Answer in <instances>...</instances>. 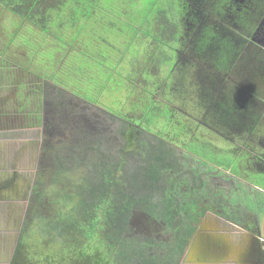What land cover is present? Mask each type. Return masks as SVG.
Returning a JSON list of instances; mask_svg holds the SVG:
<instances>
[{"label": "rangeland", "instance_id": "374dc122", "mask_svg": "<svg viewBox=\"0 0 264 264\" xmlns=\"http://www.w3.org/2000/svg\"><path fill=\"white\" fill-rule=\"evenodd\" d=\"M228 1L221 0L220 11H215L221 23L220 38L228 40L236 37L233 46L243 54L246 51L243 42L244 31L249 24V29L253 30V41L257 46H264V4L260 0H236L237 3L230 0L229 10ZM240 3L245 6L243 11L235 9L237 4L241 6ZM178 4L179 0H99L98 6L90 11L89 17L84 18L76 28L64 27L62 35L64 40L56 38L54 36L56 33H44L41 29L31 28L25 23L20 25L18 23L20 18L0 5V63L3 60L4 63L1 64L6 65H0V113L10 114L7 116L10 117L7 121L4 120L5 115L0 116V135H12L8 138L12 142L10 148L12 158L26 161L31 166L29 173L20 176L23 180L22 190L27 188L29 191L31 185L35 184L34 194L31 197V201H34L33 207L29 213L31 218L37 219L35 214L39 211L48 216L58 217L60 219L58 223L64 224L66 216H69L72 209L73 200H79L72 178L67 174L77 182H89V186L94 187L98 185L99 173L104 166L123 164L124 161L126 163L121 168H129L133 165L134 156L139 157L138 149L141 146L138 141L145 140L156 145L164 143L165 147L169 145L181 151V153L177 152L180 159L184 160L180 166L181 170L187 171L186 167L195 166L198 179L204 178L213 182V188L218 187L220 181H227L221 179V174L229 171L226 169L229 167L223 164L230 163L232 158L230 150L242 154L243 158L250 155L249 166L253 172L248 173L245 169L244 173L248 176L243 178L241 169L238 166L232 167V174H236V177L241 176L239 179H234L236 187L230 188L229 191L219 189L217 196L223 197L224 208L229 210L228 214L241 216L243 223L250 224L253 228L257 226L264 236V171L257 169L258 166H264L261 163H253L259 153L264 160L262 148L264 104L261 102L259 106L262 112L261 123L252 132L247 129L242 136L225 138L216 133V130L209 128L206 124L210 119L209 115H203L202 108L196 103L198 97L196 94L199 93L198 84L201 83L202 78L197 76L198 68L194 60L191 58L187 59V62H176V59L172 58V61L166 58L173 53L172 49L167 47L173 45V48L190 50L199 39L195 31L196 26H191L193 22H190L185 38L179 40L180 34L186 27L185 24L180 23L179 9H171ZM258 4L262 5V13L257 11V9L262 10ZM163 15L167 17L169 23L166 30L168 35H171V24H174L176 29V40H171L170 46L164 44L166 33L162 34L164 32L162 26L166 21H161ZM145 16L151 19L153 24L146 22L141 25ZM103 18L106 21L104 23L110 18L111 21L116 20L120 23L118 27L123 35L116 33L115 30L111 34L103 33L104 36H109L110 43L114 41L120 48L119 52L111 49L101 40L103 35L99 31H104V27L98 26L97 19ZM124 19L128 21L124 22ZM87 22L90 24L89 29L85 26ZM82 25L85 29L83 33V29H80ZM142 28H149L152 34L144 35L145 31ZM81 33L85 36L86 43L80 40L83 37ZM12 36L15 38L10 40ZM157 37L163 39V43L155 41L154 38L157 40ZM133 40L134 44H132ZM137 40L139 42H136ZM53 42L60 51L65 50L60 47L63 46L62 43L71 42L68 49L71 50L74 44L77 50L82 46L84 53L77 57L70 56L69 60L75 62L70 67L53 69L45 67L44 59L50 56L44 51H56L55 45H51ZM136 43H139L138 46ZM258 47L254 46L251 52H246L248 58L256 55L260 57ZM255 51L258 54H255ZM95 54L102 57L103 61H100ZM123 55L127 61L119 63ZM137 55L142 57L134 59ZM61 56L62 54L59 59H62ZM31 58L35 60L34 63L30 61ZM115 59L122 67L121 71H118V66L114 65ZM166 59L168 61H164ZM219 60L221 66L213 65L212 69L223 77V84L226 87L223 90L227 92L228 87L233 86V83L236 85L240 83L242 88L252 89L250 80L245 79V72L242 71L245 68L244 61L242 64L239 62L236 70L232 69L229 76V60H226V57H221ZM173 64L175 66L171 76L168 77L169 74L167 75L166 72ZM212 69L203 68L202 71L212 72ZM254 70V74H258L255 67ZM258 75L264 80V72ZM260 86L257 85L254 91H264V85L262 88ZM145 87L151 92V97L156 103L162 105L167 101L170 109H175L174 119H171L170 123H165L166 119L160 116V119L151 120V130L143 125L142 110L146 107L143 105L149 102L147 93L150 95L149 91L146 90V93L143 89ZM242 88L238 87L236 91ZM39 111L41 116L39 115L37 121ZM201 116H203V125L199 122ZM41 118L42 122L39 123ZM177 122H182L183 125ZM192 136L197 138L195 149L199 150V154L193 155L187 152L193 156L190 154L184 156L186 154L182 152L185 143ZM248 138L259 139L256 140V144L251 141L254 144L253 150L242 142ZM145 153L146 151L142 152L140 156ZM206 153L213 159H207ZM221 159L223 162L220 164L218 161ZM242 161L246 160L242 159ZM135 164L138 165L139 162ZM242 167L246 166L242 165ZM174 175L183 179L182 185L188 187L191 181H186L181 173H179L181 177ZM192 175L191 173L188 177ZM77 177L81 178L77 179ZM252 178H255L254 182L251 181ZM257 190L261 192L259 195L256 193ZM187 198L190 202L193 201L194 205H191L200 207L198 202L192 200L193 193H188ZM35 201L38 203L35 204ZM105 207L106 204H102V209ZM138 214H134V211L131 214L127 212L128 221L132 227L135 226L134 229L144 232L147 221ZM211 218L207 219L209 226L212 225ZM101 224L102 229L93 240L86 236V230L84 232L81 229L74 231L70 229L69 241L56 243L54 246L49 244L52 240L46 242L43 237L39 238L40 235L36 232L34 234L30 231L31 237L28 235L23 248L26 264H55V261L57 264H68V262L72 264L78 259V251L88 247L89 242L91 247L98 245L103 254L111 250L116 255L118 253L116 250L118 251L121 245L105 247V243L109 242L107 237L114 235L115 231L111 230L104 220ZM51 233L53 234V231ZM47 256L51 261L45 262ZM111 259L114 264L123 261L116 257ZM181 264H184V258Z\"/></svg>", "mask_w": 264, "mask_h": 264}, {"label": "trees", "instance_id": "16d2710c", "mask_svg": "<svg viewBox=\"0 0 264 264\" xmlns=\"http://www.w3.org/2000/svg\"><path fill=\"white\" fill-rule=\"evenodd\" d=\"M180 1L182 9L184 8L183 11L186 9L184 15L189 22H198V18L199 21H202L211 11L210 8L199 5L200 3H203L201 0ZM98 4L99 0H0L1 6L7 8L12 15L20 18L21 23L18 22L20 25L22 23L24 25L25 23L30 25L31 28L36 27L41 29L44 33H56L54 36L56 38L58 37V39L62 38L63 40L64 37L62 35L64 27L68 26L69 28H76L78 24L82 23L84 18L87 19L89 17L92 8L96 5L98 6ZM97 9H99V7H97ZM183 11L181 10L182 15ZM110 19L107 23H104L106 22L104 18L97 19L99 23L98 26L104 27V31L99 32L103 35V33L111 34V32L115 30L116 33L118 32L123 35L122 30L118 27L120 23L114 20L115 18H113L114 21H111ZM148 20L149 18L145 16L140 24L143 25V23ZM123 21L127 22L128 20L124 19ZM88 23L89 22L85 23L86 29H89L90 27V24ZM164 28L165 26L163 25L162 29ZM80 29H83L82 33L85 32L83 25ZM144 31V35H146L148 30L144 29ZM82 33L80 35H83ZM135 35L136 32L133 35V39ZM14 38L15 37L12 36L10 40H13ZM212 38L213 37L211 36V39ZM80 40L86 43L84 35ZM101 40L110 44V47H114V50L119 52L120 48L117 47L114 41H112V43L109 42V36L103 35ZM158 41L163 43V39H159ZM68 43L71 44V42ZM62 45V47H65V43H62ZM80 49L84 51L83 47H80ZM75 53L80 54L77 52ZM221 53L227 60H229L227 54H236L237 56L243 55L242 51L236 48L235 52H225L222 50ZM255 54H258V52L255 51ZM96 56L99 57L98 54ZM99 59L100 61H103L102 57H99ZM0 65L5 66L1 63ZM216 80L223 82V77L216 78ZM237 84L238 85L233 83L232 85L236 88H240V83ZM225 88L226 87H224L223 84L220 87V90ZM199 93L200 94H196V97L197 95L199 97L196 98V103L202 108L203 115H209L210 119L206 121L207 125L212 129H215L225 138L237 135L242 136L247 129L249 132H252L261 123L262 112L259 107L261 105V100L254 95V92L253 97L246 99L242 97L243 94H241L240 97L239 91L237 92V95L234 96L233 94H220L213 90L204 91L203 88L200 87ZM217 97H221L222 101H220L221 103L219 104L217 103L218 106L217 104H212L215 101H218ZM229 102L231 103L226 104ZM40 104L42 109V103ZM145 105L146 107L142 110V118H144L147 129L151 130V120L153 121L154 118L160 119V116L166 119L165 123H170L172 121L173 110L175 109H170V104L167 103V101L160 105L151 97L150 101L143 106ZM39 115L41 116V111L37 114V121ZM199 120H202L201 122H203V116H201ZM40 122L41 120L39 123ZM129 128L133 127L129 126ZM133 129L135 130V128ZM248 139H245L244 141L247 143ZM256 140L259 139L255 138L252 141L256 144ZM138 142L141 146L140 149H138L139 157L134 156L133 165L129 168H121V166L126 163L124 161L123 164L117 163L113 164V166H104L99 173L98 185L94 187H90L89 182H77V180L67 174L69 178H72V183H74V186L76 187L79 200H73L69 216H66L65 218V220L69 222L65 226L63 225L60 227L61 231L58 230V225L57 227H53L55 229L52 230L53 232L56 231L57 234H52L51 232L48 234L49 231L44 230L46 235L44 234L45 238L43 237V239H45L46 242L52 240L49 244H53V246L56 243H62V240H60L64 238L62 236H65L68 233V230H72V228H74L73 231L76 230L75 227H78V221L85 217L88 221L84 229L86 230V236H88L89 239H95V236L102 229L101 221L104 220L106 224L110 226L111 230L119 231L115 232L114 235L107 237L109 242L105 243V247L111 248L116 244L121 245L120 249L118 251L116 250V252H118L116 255L111 250H107V252L103 254V251H101L102 249H100L98 245H93L91 247V243L89 242L88 247L78 251V259L72 264H111L109 259L112 257L124 258L125 264L179 263V257L184 252L186 244H176L179 236H171V234L168 233V230H170L169 226L167 229H165L164 226L161 231L159 230L157 232L158 236L153 240L148 239L145 241L142 236L128 235V233H130L128 228L130 223L128 221L129 218L127 212L131 214L133 210L142 208L150 213V215L159 217V220H168L167 215L169 212L174 213L175 209L181 207L186 209L190 206V201L187 198L188 193L185 195L186 191H179L181 187L179 185L180 180L172 177V175H166L167 171L172 167L177 166L175 162L178 158L176 157L175 148H171L169 145L168 147H165L164 143H158L156 145V143L145 140H139ZM195 147L196 145L189 146V148H192L195 153L197 152L196 154H199V150L195 149ZM145 151L146 153L143 154V156H140L141 153H144ZM188 155L189 154H186V156ZM207 156V159H213L211 155ZM232 159L233 158L230 159V163L223 165L228 167L232 166ZM137 162H139L138 165L135 164ZM222 162L223 159L218 161L220 164ZM200 163L202 164V162ZM234 166L236 167V164H234L233 167ZM186 168L188 169L187 171L177 169L174 170L173 173L177 174L181 172L183 176H187L186 181L190 182V177H188L189 169L195 170V166ZM120 171L122 173H120ZM80 178L81 177H77V179ZM87 181L89 180L87 179ZM155 197L157 198L156 202L154 201ZM104 203L107 207L102 209V204ZM174 207L175 209H173ZM79 217L81 218L78 220ZM188 232L191 233V227ZM101 245L102 244H100V246ZM90 247L92 248L91 251H89ZM178 249L180 250L176 254V250ZM45 259V262L51 261L49 256L45 257ZM69 263L70 262H68V264ZM11 264H26L25 255L21 252L20 247H18ZM55 264H57V261H55Z\"/></svg>", "mask_w": 264, "mask_h": 264}, {"label": "flooded vegetation", "instance_id": "af4514ba", "mask_svg": "<svg viewBox=\"0 0 264 264\" xmlns=\"http://www.w3.org/2000/svg\"><path fill=\"white\" fill-rule=\"evenodd\" d=\"M203 1V3H200L199 5L201 6H206L207 8H210L211 11L209 12V14L203 18L202 21H199L198 18V22H193L191 24V26H196V34L199 36V39L197 41V43H195L191 49H187L184 50L181 48H173L174 46L171 45V40H176V29L174 28V24H171V35H168L167 30V17H165L163 15V18L161 19V21H166L164 23L165 28L162 30L164 31L162 34L166 33V38L165 39V45L168 44L170 47H167V49H172L171 51H173L172 55L170 56H166V58H170L172 60L176 59V62H187V59H193L195 65L197 66L198 70H197V76L201 77V83L198 84V88L200 91V87L203 88V90H213V91H217L220 94H233L234 96L237 95L236 91V87H232L230 86V88L228 87V91L226 92L225 90H220V87L223 85V82L220 80H216V78H221L222 76L217 73L215 70L212 69L213 65H220V58L224 57V55H222V50H224L225 52H235V46H233L234 40H236V37L234 39H228V40H223L220 38V27H221V23L219 22V17L216 16L215 11H220V2L221 0H201ZM233 2H236V0H231ZM260 2H262L264 4V0H260ZM237 3V2H236ZM228 9H231V2L230 0L228 1ZM240 5H236L235 9L241 10L243 11L245 9V6L242 5V3H240ZM260 4V3H259ZM258 4V5H259ZM262 8V5H259ZM176 8L177 10L179 9L180 13H181V17H180V23L181 24H185L184 26L186 27L185 31L182 32L180 34V38L179 40H183L187 34V29L190 28V26H188V24H190L189 20L187 19V17L184 15L185 14V10L183 11L182 9V4L181 1L179 0V4L177 6H172L171 9ZM250 8V7H248ZM171 9H169V13H171ZM234 9V8H233ZM251 9V8H250ZM183 11V15L182 12ZM257 11H260L262 13V10L257 9ZM264 12V11H263ZM170 18V17H169ZM146 22L150 25L153 24V21L151 19H149L148 21H145L143 23L146 24ZM149 25V28H150ZM251 25H252V21H251ZM148 29V33L147 35H151V31ZM143 30L145 28H142ZM140 30V29H138ZM245 36L243 38V42L245 45V53H243L244 55H238L239 57L237 58L236 54H227L228 56H231L229 59L230 65H229V76H231L232 73V69L236 70V66L238 65L239 62H241L240 64H242V62L244 61L245 64V68L242 69V71L245 72V79L246 80H250V84L252 86V89L249 87L246 88H242L239 91V95L241 97V94H243V98H250L253 97V92L255 96H259L260 100L262 98V91H254V88L258 85H261L260 87L262 88V86L264 85V80L261 79V77H259V73L260 72H264V46H260L253 41V30L252 28L249 29V24L245 27ZM211 36L213 37L211 39ZM216 36V37H215ZM218 36V37H217ZM210 37V38H209ZM160 38L157 37V40L154 38L155 41H158ZM164 41V40H163ZM136 42H139V40H137ZM228 42V43H227ZM135 41H132V44H134ZM153 43H155L153 41ZM255 45H254V44ZM107 44V43H106ZM139 43H136V45L138 46ZM110 47V44H107ZM254 46L258 47L260 54L259 56H254V57H249L248 58V54H246V52H251L254 48ZM82 47V46H81ZM111 49H114V47H110ZM74 50H76L75 45L73 44V47L70 51H68L67 53H65L64 55H62V59H59V62L62 63V67H70L71 65H73L72 62L69 60V57L74 55L77 57V55L74 52ZM77 53L83 54L84 51L81 50H77ZM188 53V56H187ZM138 54V52H137ZM247 56V58H243V56ZM141 56H136L134 57V59H139L141 58ZM255 58V59H254ZM227 60V59H226ZM125 61H127L125 59V56L123 55L121 57V60L119 61V63H124ZM164 61H168V59L164 60ZM173 61V60H172ZM171 61V63H172ZM211 62L212 65L210 64ZM117 63V64H116ZM118 61L115 59L114 61V65L118 66V71H121V66H119ZM175 66V64H173L171 66V69H169V71L166 72V74L170 77L171 76V71L173 69V67ZM254 67L257 70L258 74H254ZM203 68H208V69H212V72H205L203 73L202 69ZM110 69V68H109ZM241 69V67H240ZM114 71V70H113ZM149 71V69H148ZM240 71V70H239ZM240 71V72H242ZM150 72V71H149ZM201 75H200V73ZM219 75V77H218ZM215 78V79H214ZM130 79V78H129ZM111 80V79H110ZM120 80V79H119ZM122 81V80H121ZM56 86V85H54ZM244 86H247L246 84H244ZM146 92L149 91L147 89V87L143 88ZM226 89V88H225ZM258 89V88H257ZM66 92V91H65ZM70 92V91H68ZM150 92V91H149ZM264 92V91H263ZM71 93V92H70ZM147 93V92H146ZM207 93V92H205ZM200 94V93H198ZM147 97H148V101H150L151 99V92L150 95H148L147 93ZM218 101L212 103L213 105L215 104H219L221 103V97H217ZM221 101V102H220ZM146 103V102H143ZM226 103V104H230ZM217 104V106H218ZM174 119V115L172 117ZM41 122H42V118H41ZM200 123H202V125L204 124V122H201V120H199ZM198 123V121H197ZM177 124H181L183 125L182 122ZM207 124V123H206ZM143 125L146 126V123L143 122ZM209 126V125H208ZM135 128V127H133ZM209 128H211L209 126ZM136 129V128H135ZM213 130V129H212ZM215 130V129H214ZM215 132V131H214ZM216 133H218L216 131ZM219 135H221L220 133H218ZM197 136V135H195ZM195 136H192L191 139L185 143V149L182 152L183 154H190L192 153L193 155L196 154L192 148H189V146L191 145H196L197 144V138ZM252 139H248L247 143L245 141H242L243 143H246L245 145L247 147H249L250 150L254 149V145L252 144ZM151 142V141H149ZM261 142H263V138L261 137ZM171 148H174L172 146H169ZM187 149V150H186ZM147 151V150H146ZM232 151V158L233 160V165L236 164V166H238L241 169V173L243 174L242 177L246 178L248 175L244 173V170L247 169L248 173L253 172V170H250V160L248 159V157H244L242 154H237L235 151ZM175 152H176V157L178 158V160H176V164L177 166L172 167L169 171L166 172V175L171 176L179 179L180 183L179 185L181 186L179 191L181 192H185V195L187 193H193L194 198L192 200H195L196 202H198V205L200 207L197 206H193L194 204L192 202H190V206L189 208H178L175 209V207L173 209L174 213L169 212V214L167 215L168 220H159V217H156L154 215H150V213H148L145 209L142 208H138L134 211V214L139 213L138 215L146 218V225H144V229L142 231H139L137 228H135V226L132 227L131 223L128 226L129 228V232L128 235L129 236H138L141 237L146 240L148 239H156L157 232L160 230H162V228L164 227L165 229L168 228V226L170 227V230H168V233L171 234V236L177 235L179 236V239L177 240L176 244H186L184 247V252L181 254V256L179 257V263L181 264L182 258H184V264L187 261V256H188V252L191 251L193 246H199V247H203L205 249H209L211 252L215 253L217 256H219L220 259H224L227 257H230L232 254H234L233 257V261L231 264H264V236L263 234L260 232V229L256 226L255 228H253L252 226L247 225L245 223H243L241 221V216H238L236 214L231 215L228 214L227 212L229 210H226V208H224L225 204L223 203V197L222 196H217L218 194V190L219 189H223V190H227L229 191L230 188H235L236 186L234 185V179H239V177H236V174H232V166H230L229 168H226L227 170H229L227 173L221 174V179L227 180V181H220L218 183V187L213 188V182H209L206 181L204 178H200L196 176V172L193 169H189V173L188 175H190L191 173L193 174L192 176H190V183L188 184V187L183 186L182 185V181L183 179L178 178V176L174 175L175 173L174 170H181L182 167H180V163L184 162L183 159H180V156L178 153H181V151L176 150L175 148ZM178 152V153H177ZM190 152V153H187ZM262 152V151H260ZM164 154V152H163ZM261 154V153H260ZM191 155V154H190ZM191 155V156H193ZM186 156V155H184ZM183 156V157H184ZM242 159L246 160V161H242ZM259 159V161H258ZM235 161H237V163H235ZM254 164L258 163V164H262L264 166V160L261 158V156H256V158L254 159ZM242 165H245L246 167H242ZM235 167V166H234ZM257 169H261L262 171H264V167L262 166H258ZM231 170V171H230ZM194 171V172H193ZM181 173V172H179ZM179 173H177V175H179ZM195 173V175H194ZM208 174V173H207ZM206 174V175H207ZM182 175V173H181ZM181 175H179V177H181ZM184 179H187V176H182ZM255 178H252L251 181L254 182ZM229 181V182H228ZM210 184V185H209ZM190 185V186H189ZM34 189H35V184L33 183L30 187L29 190V207H28V214L26 216V219L23 223L22 226V230H21V234L18 240V247L21 248V252L25 255L26 258V254L23 251V248L25 246V242H27L28 240V235L30 236L31 233L36 232L37 235H40L39 238H42L44 236V234L46 235L44 230L49 231L48 234H50V232L52 230H54L55 228L53 227H57L58 225V230L61 231V226H65L69 221L65 220L64 224H59L58 221L60 220L58 217H54V216H48L45 215L44 213H40L39 211L36 212V218H31L29 216V213L31 211V207H33V202L31 201V197L32 194H34ZM33 192V193H32ZM37 196V195H36ZM34 197V195H33ZM37 198H35L36 200ZM177 200V199H176ZM154 201H157V198L155 197ZM190 201V200H189ZM200 201V202H199ZM38 203L37 201H35V204ZM193 204V205H191ZM196 208V209H195ZM38 210V209H37ZM233 210V209H232ZM172 211V209H171ZM39 212V213H38ZM174 216V217H173ZM212 217L210 222H212V225L209 226L208 223V218ZM81 217L78 218V220ZM246 218V217H245ZM251 219V218H250ZM249 219V220H250ZM47 221V222H45ZM87 219L84 217L82 219H80L78 221L77 226L75 227L76 229H81L85 232V226L87 224ZM36 222V223H35ZM83 223V224H82ZM124 223V222H123ZM73 226V225H72ZM191 227V233L188 232V230H190ZM146 228H148L149 230H147ZM207 228V231H204V229ZM237 228L240 229V231H237ZM34 229V231H33ZM63 229V228H62ZM74 228H72L73 231ZM31 231V233H30ZM115 232H118L117 230H115ZM53 233H56V231H54ZM35 234V233H34ZM169 235V234H168ZM71 236L70 230H68V233L65 236H62L64 238L60 239L62 240V242H65L66 240L69 241V238ZM170 236V235H169ZM31 237V236H30ZM50 238V236H49ZM186 240V241H185ZM156 242V241H154ZM64 244V243H63ZM17 249L14 253V256L17 252ZM180 249L176 250V254L179 252ZM233 252V253H232ZM14 256L12 258V260L14 259ZM118 259H121L124 261V258L119 257ZM111 264H114L111 260V258L109 259ZM116 262L115 264H125V262ZM12 263V261H11ZM10 263V264H11Z\"/></svg>", "mask_w": 264, "mask_h": 264}, {"label": "crops", "instance_id": "0c3cea01", "mask_svg": "<svg viewBox=\"0 0 264 264\" xmlns=\"http://www.w3.org/2000/svg\"><path fill=\"white\" fill-rule=\"evenodd\" d=\"M54 43V44H53ZM51 45H55L53 42ZM65 43V50L60 51L56 46V51H44L50 57H45V67L58 68L62 66L59 62V56L64 55L71 45L68 42ZM69 44V45H68ZM83 51L82 49H80ZM74 50V52H76ZM62 57V56H61ZM60 57V58H61ZM32 63L35 62L32 58L30 59ZM3 64V60H1ZM6 66V65H5ZM27 70V69H26ZM53 86V85H52ZM263 87V86H262ZM262 91L261 102L264 104V96ZM6 116L5 121L9 120L10 114L0 113V116ZM12 135L5 134L0 135V264H10L14 253L18 246V240L21 234L23 223L28 214L29 205V191L27 188L22 190L23 180L21 179L22 174L29 173L31 168L28 163L19 161L18 159H13L11 156V146L12 142L9 137ZM264 149V145H262ZM30 190V189H29ZM24 191V192H23ZM257 195L261 192L256 191ZM250 219V217H249ZM207 231V228L204 229ZM237 231H240L237 228ZM233 253V252H232ZM187 261L185 264H231L233 261L234 254L230 257L220 259L215 253L211 252L209 249L199 247L198 245L193 246L191 251L187 253Z\"/></svg>", "mask_w": 264, "mask_h": 264}]
</instances>
